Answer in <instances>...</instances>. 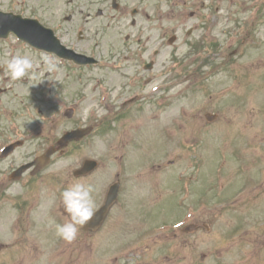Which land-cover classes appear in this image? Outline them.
<instances>
[{"label":"rangeland","instance_id":"rangeland-1","mask_svg":"<svg viewBox=\"0 0 264 264\" xmlns=\"http://www.w3.org/2000/svg\"><path fill=\"white\" fill-rule=\"evenodd\" d=\"M4 1L6 3L3 4L4 8L10 7V2H14ZM170 1L119 0L120 9L115 11L109 1L103 0H27L29 5L37 8L35 13L30 9V15L38 17L43 22L55 24L63 21L66 14L72 15L73 18L66 21L62 30L58 31L65 43L84 53L123 59L126 66L138 64L140 60L144 61L149 50L155 48L158 41L163 40L161 35L165 33L167 42H164L163 46L160 42L161 45L158 46L162 49L160 60L161 57L164 58L162 65L169 64L174 59L175 63L179 61L177 70H187L193 75L187 79L188 83L180 85L168 97L172 103L174 102L172 108L155 109L150 104L142 105L136 102L138 106L133 107L128 114L117 117L115 123L112 122L105 127L104 122H101L96 127L98 135L78 144L69 143L67 156L56 158L51 168L44 170V181L57 179L64 182V185L73 181L72 170L81 166L87 158L97 161V166L89 177L91 175L101 183L108 181L109 178L113 179L116 172H121V178H124L126 183L122 194L124 206L119 209L118 202L115 204L105 227L95 234L81 231L75 241L64 242L63 245L69 246L67 249L69 252L65 255L53 246V241L58 235L48 221L47 215L44 216L43 225H38V216L31 214V218H34L31 225L38 227L34 229V235H29L38 241L39 249L36 251L21 246L16 249L15 256L10 257L12 261L17 259L22 262L21 258L25 259L27 255L34 253L32 256L42 258L40 264H55V260L59 259H62L60 261L64 264H216L218 251L222 264H231V261L238 262L236 259L238 251L239 255L243 253L255 257L256 264H264V232L260 230V222L264 221V185H260L248 198L239 203L235 202L247 187L243 183L246 181L240 180L251 176L247 170L243 174L244 162L233 159V151L236 149H232L237 148L239 153L244 150L243 154L247 159L251 158L249 166L251 167V162L254 164L252 177L257 180L256 172L259 170L262 175L259 176V180H263L264 183V169L260 168L264 166V26L262 30L261 26L259 27L262 36L260 43L256 42V47H251L253 42L239 29L229 34V41L239 35L238 42L232 45L231 49L227 51L221 49L223 52L221 57L216 58L214 62L209 60L208 66L205 62L199 64L205 61V58L189 45L190 40L192 39L194 43L201 33L199 30L195 31V28L201 25L199 17L205 11L204 4L207 0H179V4L176 5L170 4ZM235 1L240 3L242 9H246L251 0ZM252 6L253 4H250V7ZM99 8L103 10L101 16L96 14ZM134 8L137 10L136 15L131 14ZM159 9L163 11L159 14L161 19L156 15ZM194 10L197 15L192 17L189 11ZM86 15L91 17L89 23L85 21ZM242 16L240 15L237 20ZM132 19L135 20L131 22ZM261 20L264 23V16ZM228 25L229 21L223 16L222 25L210 35V43L213 38L217 39L213 41L217 42V50L222 41L226 40L225 30ZM84 26L88 31L85 30L82 33L83 38L79 39L78 31L75 30ZM190 30L192 32L189 37L187 32ZM172 35H176V40L173 44H168V38ZM258 38L259 34L255 40ZM13 43H15L13 40L8 41L9 45ZM15 44L18 45L13 48L16 54L27 56L34 62H41V67L35 73H30L26 79H22L26 81L25 84L21 85L18 80L19 83H15L18 86H11L9 90L15 96L17 91L25 93L24 96L27 94L30 99L31 91H35V94L40 91L39 81L54 80L42 77L44 64L41 54L28 51L20 43ZM190 54L194 62L193 66L188 67L184 58H188ZM8 58L10 56L6 49L0 52L1 63ZM57 69L53 74L60 85L64 83L65 96L62 98L65 106L75 104L76 108L70 119L56 122L57 126L49 131L52 134H58L62 126H75V122L85 117L87 109L96 108L98 103L100 108L103 107L104 101L100 99L102 91L107 94L106 103L112 107L114 99L108 95L109 87L116 101L123 93L132 89H119L126 77L117 76L119 75L117 72H108L101 68H91L89 72L83 70L80 73L65 67L57 66ZM130 71L132 69H128V72ZM78 73L84 77V83L77 81ZM154 73V70L149 74L144 73L141 81L150 80V75L154 76ZM94 76L98 77L93 84L99 81V77L106 83L104 87L98 83L94 85L96 89L93 95L94 91L88 84ZM154 82L156 81L152 80V83ZM152 83L149 82L148 86ZM186 85H189L188 97L185 96L188 94L186 91L181 92ZM37 98L39 100L38 94ZM114 103L117 106V103ZM186 105L189 109L184 116L183 109ZM52 109L49 108L46 112ZM151 111L157 113L155 117L152 115L149 117ZM205 113H215L217 118L208 122L204 118ZM136 114L138 116H135ZM1 119L0 115V126L4 123ZM238 128L241 134H236ZM29 148L21 147L14 157L28 152L25 150ZM150 175L152 181H148ZM141 176L146 178L145 183ZM97 186L95 183V187ZM29 187L14 185L0 191L2 194L0 237L4 235L1 228H7L14 213L12 200L22 204L23 202L18 199L28 197ZM64 187L66 188L60 183L47 182L42 190L37 189L33 192L43 194L45 199H54L57 194L65 191ZM92 192L96 195L97 191L92 188ZM253 198L261 203L262 210L251 208L254 204ZM177 200H180V204L181 200L185 205L188 203V207L195 213V218L199 209L203 211V214L200 212L201 215L196 218V223L204 222L206 226H200L189 235L166 230L150 241L149 238H145L150 235L144 233L149 230L150 225L168 220L176 221L181 217L182 210L175 202ZM235 208L238 211H235ZM22 210L30 212L34 208L26 204ZM38 212L41 215V211ZM24 226L27 229L29 227L26 222ZM237 228L251 230L249 235L252 241L248 239L251 247L248 246V236L244 235L247 233H236ZM183 238L190 242L188 248H183ZM2 239H6L7 242L13 240L9 234L0 240ZM131 251H135L136 254H129ZM201 254H206V259L201 261ZM6 255L7 252L0 253V260ZM71 255L76 256V262L68 258ZM46 256H53L55 260L47 261ZM27 260L29 259L23 264H31Z\"/></svg>","mask_w":264,"mask_h":264},{"label":"clouds","instance_id":"clouds-1","mask_svg":"<svg viewBox=\"0 0 264 264\" xmlns=\"http://www.w3.org/2000/svg\"><path fill=\"white\" fill-rule=\"evenodd\" d=\"M43 64L44 74L58 70L57 66L47 58L43 60ZM3 66L6 67L7 75L10 80L18 81L28 77L30 73H35L41 67V62H34L29 57L18 53L6 59ZM90 191V188H85L83 185H75L72 189L63 191L62 203L65 211L71 216V222L63 225H56L57 235L71 241L75 238L77 233L76 225L83 226L90 220L93 216Z\"/></svg>","mask_w":264,"mask_h":264},{"label":"flooded vegetation","instance_id":"flooded-vegetation-1","mask_svg":"<svg viewBox=\"0 0 264 264\" xmlns=\"http://www.w3.org/2000/svg\"><path fill=\"white\" fill-rule=\"evenodd\" d=\"M164 88H167V87H164Z\"/></svg>","mask_w":264,"mask_h":264}]
</instances>
